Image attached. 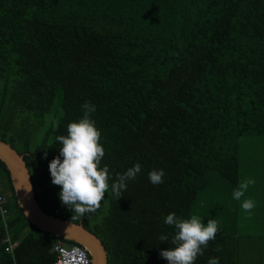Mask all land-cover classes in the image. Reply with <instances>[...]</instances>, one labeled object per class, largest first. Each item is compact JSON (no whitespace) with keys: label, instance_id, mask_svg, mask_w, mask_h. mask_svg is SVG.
Listing matches in <instances>:
<instances>
[{"label":"trees","instance_id":"trees-1","mask_svg":"<svg viewBox=\"0 0 264 264\" xmlns=\"http://www.w3.org/2000/svg\"><path fill=\"white\" fill-rule=\"evenodd\" d=\"M85 101L95 106L109 191L80 216L62 204L49 163ZM263 135L264 0H0V140L23 156L41 208L82 223L108 264H168L167 215L190 218L218 178L210 172L235 190L238 139ZM136 163L118 200L111 184ZM153 169L163 183L150 182ZM0 197L17 242L13 256L4 251L0 216V264H52L56 241L81 246L27 219L1 159ZM240 237L217 233L195 264H248ZM263 242L253 237L250 249L262 244L264 256Z\"/></svg>","mask_w":264,"mask_h":264},{"label":"clouds","instance_id":"clouds-1","mask_svg":"<svg viewBox=\"0 0 264 264\" xmlns=\"http://www.w3.org/2000/svg\"><path fill=\"white\" fill-rule=\"evenodd\" d=\"M83 118L71 122L67 126V135H58L56 141L62 144L60 154L49 163L52 183L61 187L59 198L62 204L67 205L74 215L84 216L94 213L105 199L109 191V168L101 167V160L105 155L104 148L99 143L100 131L95 122L90 119V114L95 111V106L85 101ZM60 157H63L61 161ZM141 171V165L136 163L123 174H117V179L111 184V193L118 200L122 191L127 189V181L134 180ZM165 173L163 169H153L149 172L151 183H163ZM254 179H247L239 183L233 193V198L240 200ZM241 207L250 212L255 203L251 199L242 202ZM165 224L174 226L175 233L171 243L174 247L160 251V256L168 264H195L199 255L203 254L210 240L215 239L219 230L216 220L209 219L203 223L198 216L192 215L188 219L178 218L175 212L167 215ZM161 242H168L167 235H160ZM75 259V257H72ZM68 264V261H65ZM208 264H219V258H210Z\"/></svg>","mask_w":264,"mask_h":264},{"label":"rangeland","instance_id":"rangeland-1","mask_svg":"<svg viewBox=\"0 0 264 264\" xmlns=\"http://www.w3.org/2000/svg\"><path fill=\"white\" fill-rule=\"evenodd\" d=\"M238 173L239 183L254 179L255 183L250 185L240 200L233 198L235 190L224 180L231 192L222 188L217 173L210 172L208 178L213 179L199 195V200L193 206L192 215L198 216L201 221L207 224L209 219H214L219 225L220 232H230L241 236L242 263H253L261 261L264 263V256L261 255L262 244L258 248L250 249L253 237L264 240V135L250 136L238 139ZM239 185V184H238ZM251 199L255 207L246 212L242 207V202ZM205 209L202 210V209ZM208 212V216L204 215ZM210 210V211H208ZM264 244V242H263ZM260 254V255H259ZM258 255V256H255Z\"/></svg>","mask_w":264,"mask_h":264},{"label":"water","instance_id":"water-1","mask_svg":"<svg viewBox=\"0 0 264 264\" xmlns=\"http://www.w3.org/2000/svg\"><path fill=\"white\" fill-rule=\"evenodd\" d=\"M0 159L10 173L18 205L27 219L43 231L75 241L86 249L90 264H108L107 251L101 240L82 223L72 222L45 212L37 202L27 164L11 145L0 140Z\"/></svg>","mask_w":264,"mask_h":264},{"label":"built area","instance_id":"built-area-1","mask_svg":"<svg viewBox=\"0 0 264 264\" xmlns=\"http://www.w3.org/2000/svg\"><path fill=\"white\" fill-rule=\"evenodd\" d=\"M3 203L4 199L0 197V216L4 229L2 244L4 245V251L13 256L17 242L12 240L9 234V212L3 206ZM52 250L56 253V258L52 264H65V261H68V264H90L91 262V258L86 249L77 244L69 245L61 241H56L52 246ZM72 257H75V259H72Z\"/></svg>","mask_w":264,"mask_h":264}]
</instances>
